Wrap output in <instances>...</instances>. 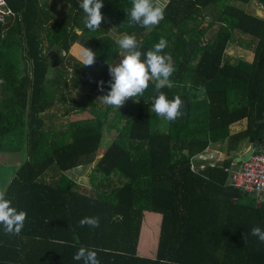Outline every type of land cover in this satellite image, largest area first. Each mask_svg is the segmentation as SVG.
I'll return each mask as SVG.
<instances>
[{
	"label": "trees",
	"instance_id": "obj_1",
	"mask_svg": "<svg viewBox=\"0 0 264 264\" xmlns=\"http://www.w3.org/2000/svg\"><path fill=\"white\" fill-rule=\"evenodd\" d=\"M62 1L60 19L40 0L1 5L0 188L27 218L19 236L0 225V264H83L73 259L81 246L95 249L100 264H264V243L251 235L264 229V200L233 186L227 170L239 166L231 160L241 141L264 140V14L235 3L264 8V0H164V18L152 28L130 24L131 0H103L96 31L85 27L80 0ZM112 30L135 35L142 52L167 40L175 71L162 91L183 101L175 121L151 109L155 80L139 102L129 98L119 109L94 99L109 90L106 61L119 55ZM236 34L248 37L251 59L226 55ZM73 44L96 52L95 63L82 66L69 53ZM78 86L92 94L65 114L88 115L47 123L63 90ZM104 128L113 138L81 185L67 171L95 160ZM213 143L225 157L199 166L195 156ZM144 211L160 214L153 256L137 251ZM86 216H98L99 227L81 226Z\"/></svg>",
	"mask_w": 264,
	"mask_h": 264
},
{
	"label": "clouds",
	"instance_id": "obj_2",
	"mask_svg": "<svg viewBox=\"0 0 264 264\" xmlns=\"http://www.w3.org/2000/svg\"><path fill=\"white\" fill-rule=\"evenodd\" d=\"M79 7L85 14V27L90 31L99 29L104 19L101 12L103 0H80ZM126 12L130 24H139L144 28H152L164 18V8L160 6L159 0H131V7L126 9ZM116 43L121 59L119 63L115 64L106 61L111 77L107 82L110 88L106 94L98 97L101 102L117 109L121 108L129 98L134 102H139L136 97H143L149 82L155 80L152 111L158 117H163L170 122L180 117L183 106L180 96L169 99L162 91L163 88L172 86L170 77L175 71L171 57L164 54L167 40L161 37L146 52L141 51L143 41H138L132 34H122ZM96 55V52L91 48L84 46L79 49L78 59L82 66H92L95 63ZM104 83L103 80L98 82L101 92L104 91ZM201 90L203 91V88ZM26 218L27 213L23 210L18 211L12 206V201L7 198V186L0 188V225L3 226L4 233L19 236ZM79 223L81 226L87 225L96 228L99 227L100 219L98 216H86ZM251 235L264 243V229L261 227H252ZM73 259L82 261L83 264H100L97 251L87 246L79 247Z\"/></svg>",
	"mask_w": 264,
	"mask_h": 264
},
{
	"label": "rangeland",
	"instance_id": "obj_3",
	"mask_svg": "<svg viewBox=\"0 0 264 264\" xmlns=\"http://www.w3.org/2000/svg\"><path fill=\"white\" fill-rule=\"evenodd\" d=\"M162 1L164 2V0H159V2H161V3H162ZM40 2L46 4V8L52 14V19L62 18V16L64 15V13L67 9V4L62 0H40ZM235 3L239 6H241L242 8L246 9L248 12H251L253 14H256L259 16H262L264 14V8L262 6H259L258 4H256L254 1L249 2L247 4H244L241 2H235ZM0 12H1V5H0ZM1 18H2V13H0V19ZM110 34L116 40H118L120 38V36L124 33L118 34L112 30ZM247 41H248V37H246L245 35L236 34L233 41H231L226 47V50H225L226 55L233 60L238 59V58H242V59H246V60L251 59L252 44L250 45V44L246 43ZM80 48H81V46L79 44H73L71 46V48L69 49V53L78 59V53H79ZM46 57H47L48 61L51 64H53V61H54L53 50L51 52H47ZM120 59H121V57H120V55H118V57L115 60V63H119ZM63 65H65L66 67H69L66 59L63 61ZM55 77H56V73L54 70H52L49 73L48 78L54 79ZM67 82L70 86V81H67ZM63 91L65 93L64 94V98H65L64 101L60 102L58 100H55L53 106L47 111V113H45L46 114V116H45L46 120L45 121L47 123H52L54 126H61L62 124L66 123L70 120H74V119L81 118V117H86L88 115L87 112H76L73 109L69 110L68 113L65 114V108L70 107L73 104H75V102H78L79 100L83 99L86 96V94H92L86 86H78L75 89L67 87ZM92 96L94 97L95 100H97V102L99 104L102 103L101 100L98 98V96H96L95 94H92ZM113 135H114L113 132H108V130H106L104 128L103 129V136L101 138V141H100V144H99V147L97 150L98 154L96 155L95 160L91 164H88L86 166H80V167H77L75 169L68 170L67 175L70 178H72L73 180H75L77 183H79L81 185L88 186L89 185V172L91 170V167L93 166L96 159H98L100 157L99 152H102L106 148V146L110 143V141L113 138ZM248 147L249 146H247V148ZM245 150H246V148L243 151H245ZM217 162H219V161H217ZM191 167H192V165H191ZM193 167H194V163H193ZM143 226H145V225H143ZM158 226H159V224L157 222L152 224V228H154L155 231L158 230ZM150 231H152V230L149 227H147V228L144 227V234L143 235L146 234V236H147L148 234H150ZM155 231L151 232V235H150L152 237V239H151L152 240V244H151L152 246H153V241H154V246L152 249V253L150 255L154 254L155 248H156V236H155L156 232ZM140 241H142L141 238H139V243H140ZM146 255H149V253Z\"/></svg>",
	"mask_w": 264,
	"mask_h": 264
},
{
	"label": "built area",
	"instance_id": "obj_4",
	"mask_svg": "<svg viewBox=\"0 0 264 264\" xmlns=\"http://www.w3.org/2000/svg\"><path fill=\"white\" fill-rule=\"evenodd\" d=\"M2 4L3 0H0ZM227 170L233 186L251 194L257 202L264 200V140L237 168Z\"/></svg>",
	"mask_w": 264,
	"mask_h": 264
},
{
	"label": "crops",
	"instance_id": "obj_5",
	"mask_svg": "<svg viewBox=\"0 0 264 264\" xmlns=\"http://www.w3.org/2000/svg\"><path fill=\"white\" fill-rule=\"evenodd\" d=\"M244 123H245L244 120H241V121H238V122L231 124L230 125V131L235 132V131L239 130L240 128H242L244 126ZM247 146H249V143L246 142V140L241 141L237 146L236 155L244 152L243 150L245 148L247 149ZM99 153L101 155L102 152H99ZM224 157H225V153H224V151H222L220 149L219 144L213 143V144H210L202 153L195 156V159L197 161L198 160L200 161L199 166L204 167L205 165H212L217 161H221ZM78 167H80V166H78ZM192 168H193V164H192ZM73 169H75V168H73ZM156 222L158 224L160 222V214L159 213L151 212V211H144L143 212V219H142V223H141V227H140V234H139V238H141L142 241H140V243L138 241V245H137V251L140 255L153 256L150 254L152 253L154 241H153V246H152L151 245L152 244V240H151L152 237L150 235H151V232L155 231L154 228H152V224H154ZM143 225H145V226H143ZM144 227H146V228L149 227L152 230V231H150V234H148L147 236H146V234L143 235L144 234ZM155 232H156L155 236H156V242H157L159 226H158V230ZM148 253H149V255H146Z\"/></svg>",
	"mask_w": 264,
	"mask_h": 264
},
{
	"label": "water",
	"instance_id": "obj_6",
	"mask_svg": "<svg viewBox=\"0 0 264 264\" xmlns=\"http://www.w3.org/2000/svg\"><path fill=\"white\" fill-rule=\"evenodd\" d=\"M257 143L258 140H254L244 152L235 155L231 160V165H239L245 161L255 149Z\"/></svg>",
	"mask_w": 264,
	"mask_h": 264
}]
</instances>
